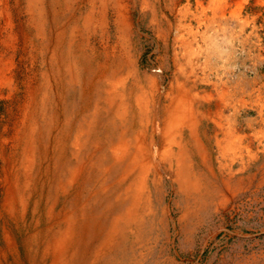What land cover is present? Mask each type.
Listing matches in <instances>:
<instances>
[{"label":"bare ground","instance_id":"1","mask_svg":"<svg viewBox=\"0 0 264 264\" xmlns=\"http://www.w3.org/2000/svg\"><path fill=\"white\" fill-rule=\"evenodd\" d=\"M263 185L264 0H0V264H264Z\"/></svg>","mask_w":264,"mask_h":264},{"label":"rangeland","instance_id":"2","mask_svg":"<svg viewBox=\"0 0 264 264\" xmlns=\"http://www.w3.org/2000/svg\"><path fill=\"white\" fill-rule=\"evenodd\" d=\"M153 52H154V45L147 46V49L143 55V58L145 59V61H144L145 63L146 62L149 63V60L151 61V59H152L151 55L153 54ZM150 64H153L152 61L150 62ZM157 64L158 63H154V65H157ZM259 189L258 190H259L260 194H259V197H257L256 203L254 204L255 206L253 205L252 209L246 210V213H248V214L244 217V216H242L241 211L235 210L233 218L230 221V223L232 224V227H233V233L235 232V234H233V238L231 239V242L234 241L236 238H238V236H239L238 232L242 231L244 234L247 235L246 237H243L245 242H246L245 247L247 249L250 248L253 243L256 244L254 249L258 248V246L264 240V214H263L264 213V211H263L264 210V185L262 187H260ZM247 193H248V195L243 199V204H245L247 201H249L250 192H247ZM237 197H238V200H240V197L241 198L244 197V193L243 192L240 193V197H239V195ZM244 200H246V201H244ZM240 202H238V203H240ZM243 204L240 203L239 206H237V208L238 209L241 208L243 206ZM252 214H255V215L253 216ZM259 214H260V217H259ZM248 218L250 219V221ZM246 221H247V223H246ZM224 233H225L224 230H222L220 232L219 236L216 237L213 241V245H215V246H213V245L209 246L207 248V250L204 252V254L199 253L200 250H198V252L196 253V257L195 258L191 257L192 260L191 259L188 260V264H193L194 259H196V258L198 259V262L196 264H198L199 262L201 264H208L207 262H208L209 256L212 253L217 252V250H218V247L216 248V243H217L216 241L219 242V249H220L219 255H223V253L227 250V249H224V247H225V242L223 239ZM221 259L222 258H219L216 261L219 262ZM217 262L214 261L213 263L216 264ZM213 263H211V264H213Z\"/></svg>","mask_w":264,"mask_h":264}]
</instances>
